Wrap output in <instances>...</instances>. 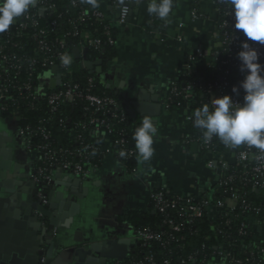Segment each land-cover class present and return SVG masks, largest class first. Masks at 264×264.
<instances>
[{
    "label": "crops",
    "instance_id": "crops-1",
    "mask_svg": "<svg viewBox=\"0 0 264 264\" xmlns=\"http://www.w3.org/2000/svg\"><path fill=\"white\" fill-rule=\"evenodd\" d=\"M192 1L177 0L167 20L149 15L150 0L139 1L134 4L128 22L119 25L116 20L118 6L112 0H97L95 8L116 30L115 55L104 59L89 52L87 59L104 61L102 74L95 75L120 99L132 137L144 116L153 120L157 136L152 158L142 162L137 156L136 170L130 171L114 154L112 139L91 130L93 144L98 146L103 161L90 178L82 184L77 177L62 170H56L51 176V204L55 207L57 226L48 236L52 239L65 234L71 241L77 238L74 245L86 249L96 247L88 257L93 264L106 260H110L108 263L125 262L137 256L140 249L129 215H153V196L157 190L169 188L173 195L183 199H216L220 174L208 167V157L197 141L202 130L187 119L188 114L206 104V96L195 89L188 93L185 105L170 108L166 102L170 85L181 78L186 58L199 51L207 54L213 47L212 1L202 2L200 8L206 19L197 22L191 16ZM83 3L94 8L87 0ZM156 20L165 27V33L150 30ZM180 23L184 24L183 28L179 27ZM77 50L80 59L74 55L75 60L84 67L85 49L79 47ZM126 104L132 111V104L139 105L142 113L132 116ZM13 121L0 113V137L15 158L23 157L29 175L34 165L36 167L37 158L28 150L24 137L17 136L19 132L16 133ZM71 138L75 139V134H71ZM134 145L133 140L135 148ZM224 157L231 164L236 162L233 150H228ZM21 181L23 179L16 180L17 185ZM76 205L79 212L71 216V209ZM47 240L45 237L40 247L44 253L50 248ZM262 241V235L255 237L254 247H259ZM208 264L226 262L216 259Z\"/></svg>",
    "mask_w": 264,
    "mask_h": 264
},
{
    "label": "built area",
    "instance_id": "built-area-1",
    "mask_svg": "<svg viewBox=\"0 0 264 264\" xmlns=\"http://www.w3.org/2000/svg\"><path fill=\"white\" fill-rule=\"evenodd\" d=\"M48 0H36V4L33 8L42 5L40 8L41 13L46 10L54 11V6H47ZM115 5L119 8V13L117 15V23L119 25H125L128 22L130 14L132 13L131 0H112ZM204 0H193L191 16L194 22L202 21L206 19V15L201 10V4ZM214 18L213 24L215 27V32L213 34V47L211 51L205 54L203 51H199L195 55H189L186 58L184 66L182 68L183 77H187L195 73L196 65H206L211 66L218 63L217 71H221L222 68H232L236 73V85L233 86L226 79H222L221 84L208 85L203 92L197 86L188 84L185 86L184 93H180L176 87V84L180 81H176L170 85L168 95L166 98L167 106L172 108L174 100L181 98L184 105L188 98V93L192 90H199L202 92L207 99L206 104L209 105L210 110L212 107V100L216 98H221L225 95L231 97L233 103L242 105L244 100V91L240 88L241 82L246 76V72H241V62L239 61L237 54L241 51L240 44L244 41L245 37L242 32L234 30L233 24L234 20L230 15V8L228 5L224 4L222 0H211ZM177 0H173V8L176 5ZM92 11V17L98 20H104L102 14L97 8H89ZM87 18L82 16L80 21L85 22ZM39 29L40 22L35 19L29 13H26L22 18L15 19L13 25L3 33H0V111L3 115L8 114L10 109L14 105H18L21 101H24L28 106V111L41 112L44 109L39 106V102L43 101L48 107L50 113L58 114L60 110L66 105H76L82 103L85 105V110L91 112V117L89 123L86 125L87 129L95 130L104 133L112 139V144L114 146V154L122 162L123 159L131 160L137 156L136 150H126V146L129 143L128 134L120 133L116 130V126L128 122L127 113L124 111L122 106L118 101L112 97L99 96L93 92L94 80L89 79L87 85L82 86L80 84H72L65 81L68 75L71 74L70 67H65L61 60V54H68L69 47L67 38L72 36H77V32L68 33L66 35L60 34L61 24L58 21H53L51 23V30L49 32L40 29L33 38L37 41L38 47L34 49L33 56L31 58L17 57L14 55L16 49H24L19 44L14 43V37L17 35L22 36V32L28 30L29 28ZM180 28L184 27L183 23H180ZM75 29V28H74ZM49 35H55L56 38L51 43L48 41ZM107 42L109 45L114 46L115 41L112 39L109 33H107ZM179 40L182 42L183 38L180 37ZM252 46L256 48L259 53V62L264 65V45H260L258 42H251ZM80 47L93 51L102 50V41L100 39H93L86 35L84 39L80 42ZM79 48V47H78ZM77 50V48L75 49ZM74 50V51H75ZM42 68L45 71H50L49 73L44 72L42 75L41 82L38 84L34 81V71L36 69ZM59 67L57 73H53V69ZM60 75L62 84L59 87L50 88L51 81L55 80L57 76ZM236 88L237 91L234 92L233 89ZM40 93V94H39ZM41 104V103H40ZM193 114H188V121L193 122L190 119ZM13 119L18 124V130L22 137H24L28 150L36 155L37 158V177L42 180H51V176L54 170H62L64 172L70 173L82 180L87 181L92 171L96 166H91L87 168L86 164L83 163L88 160L82 151L76 150L73 152H65V150H56L51 148L52 134L47 127H38L33 129L32 127H23L21 121L23 117L18 114L11 113L7 116ZM117 132V138H115V133ZM75 139L81 141L82 138L77 136L76 132ZM38 141L41 142L39 145V151H31L33 145ZM200 143L202 151H206V156L208 157V167L216 170L220 174V180L218 188L221 189L225 187L227 182H233L236 176L233 175L232 170L234 167H242L246 174H251L256 180L254 186L259 187L264 190V158L257 159V156L261 155L258 149L254 147H249L247 145L238 146L234 149L228 148V150H233L236 154V162L231 164L228 162L224 154L216 153L212 149V140L210 142H205L203 139V134L197 139ZM87 150H99L97 145L88 146ZM125 151L126 155L121 157L119 151ZM76 155L80 158L79 161H73L72 156ZM42 163V165H41ZM128 168V167H127ZM134 168L131 171H135ZM225 174H231L227 180L223 181V176ZM160 193H155L153 200L155 202L154 211L164 214L168 209L175 208L180 205L184 210L187 218L198 219L206 215L212 222L220 219L222 216L229 215L228 211L235 216L233 211L236 209L238 203V197L234 196L229 200L224 201H210L204 197H197L192 199H183L177 197V199L168 200L166 195H173L169 188H161ZM194 201H202L201 203L195 204ZM252 222L254 223V229L258 230L263 241L258 248V252L252 251L250 253V259L253 261L257 260L260 263L264 262V225H261L259 221H256L252 217ZM165 225L172 234H180L184 229V224L176 223L173 219L166 220ZM242 235H246V232L242 231ZM135 237L137 242L147 245L151 242H161L163 240L161 234L153 233L150 229H139L135 231ZM224 252H221L218 259L221 260H232V255L227 253L225 246L222 247ZM192 259V258H191ZM190 259V260H191ZM249 259V261H250ZM179 264H189V262L179 259ZM108 264H172L170 260L157 261L153 254H149L142 259L134 260L130 262H113ZM178 264V263H177ZM202 264H205L202 262ZM236 264H242L241 261H236Z\"/></svg>",
    "mask_w": 264,
    "mask_h": 264
},
{
    "label": "trees",
    "instance_id": "trees-1",
    "mask_svg": "<svg viewBox=\"0 0 264 264\" xmlns=\"http://www.w3.org/2000/svg\"><path fill=\"white\" fill-rule=\"evenodd\" d=\"M139 1L143 0H131V7L133 8V4ZM222 1L227 5L225 0ZM50 5L55 8L53 12L46 10L41 13L40 8L42 5L35 8L30 7L26 12L40 22V27L39 29L31 27L22 32V36L17 35L14 37L13 42L24 47V49H16L14 55L17 57L25 56V58H31L34 49L38 47V43L33 38V35L40 29L49 32L51 30V23L53 21H58V23L61 24L60 34L78 33L75 37L72 35L67 38L69 47L68 55L72 57V63L69 66L71 74L67 76L65 81L85 86L89 79H93V92L95 94L112 97L122 106L120 99L110 90L106 89L99 76L95 74L91 75L74 57V50L80 47V42L88 35L93 39H100L102 41L101 51H90L93 56L103 57L104 59L113 58L115 55V45H109L107 42V33H109L115 41L116 30L104 20H98L92 17V11L83 3V0H48L47 6ZM82 16L87 18L85 22L80 21ZM150 30L160 33H165L166 31L159 20H156L154 24L151 25ZM55 38V35H49L48 41L52 43ZM217 68L218 63L211 66L196 65L195 73L183 77L176 84L178 91L184 93L185 86L192 84L203 92V89L208 85L221 84L223 82L222 79H226V81H229L233 86L236 85V73L234 69L222 68L221 71L218 72ZM44 72L49 73L50 71H45L41 67L36 69L33 74L34 81L39 84L41 80H43L42 75ZM181 105H184V103L181 98H178L174 100L172 108ZM39 106L44 110L41 112L28 111L26 103L21 101L18 105H14L5 116H10L11 113H15L23 117L21 121L23 127L30 126L33 129L44 126L47 127L52 134L51 148L58 151L62 149L68 153L76 150L82 151L84 156L88 159L83 162L86 164L87 168L91 166L98 167L102 164L103 155L100 153V150L86 149L88 146L94 145V140L90 135L91 129L89 130L86 127L89 123L91 112L85 110V105L82 103L66 105L58 114L50 113L43 101L39 102ZM116 130L119 131V134L125 132L128 134L127 139L129 143L125 149H135L132 146L133 138L130 132L129 120L126 123L117 125ZM73 131L77 133V136L82 138L81 141L71 138ZM115 138H117V132L115 133ZM40 144L41 142L38 141L33 145L31 151H39ZM211 146L212 149L219 154L228 151V148L217 137H213ZM240 146L244 145L242 144ZM203 152L206 155V151ZM72 158L75 162L80 160L76 155L72 156ZM122 163L131 171L137 166V156L131 160L123 159ZM232 172V174L236 176V179L233 182H227L225 187L218 189L214 202L229 200L237 196L238 203L236 209L233 211L235 216H232V213L228 211L229 215L222 216L215 222H212L206 215L198 219H191L186 217L180 205L168 209L164 214L156 211H154L153 215L150 214L145 216L130 214L129 218L135 225V231L139 229H150L153 233L161 234L163 240L161 242H151L147 245L138 242L140 250L137 256L125 262L139 260L149 254H153L156 260L160 262L170 260L172 264H177V261L182 259L189 262V264H202V262L208 264L218 259L219 254L224 252L222 247L225 246V251L232 255V260H226V264H236V261H241L242 264H264L263 261L262 263L257 260L252 262L250 259V253L252 251L257 253L260 247H254V238L260 236L261 233L254 229V223L251 219L253 217L256 221H259L261 225H264V190L254 186L256 179L251 174H246L242 167H234ZM230 175L231 174H225L223 176V181L227 180ZM160 191L161 190H157L155 193H160ZM177 197L176 195H166V199L168 200L177 199ZM201 202L202 201H194L195 204ZM154 207L155 202L153 201V209ZM171 219L176 223L184 224L182 233L172 234L169 232L168 227L165 225V221ZM242 231L246 232V235H242Z\"/></svg>",
    "mask_w": 264,
    "mask_h": 264
},
{
    "label": "clouds",
    "instance_id": "clouds-1",
    "mask_svg": "<svg viewBox=\"0 0 264 264\" xmlns=\"http://www.w3.org/2000/svg\"><path fill=\"white\" fill-rule=\"evenodd\" d=\"M92 7H98L97 0H87ZM234 20L233 29L242 32L245 37L240 44L237 57L241 62L240 71L246 72L240 84L243 89L242 105L233 103L225 95L212 100L193 112L194 127L202 130L205 142L217 137L226 147L236 148L247 145L258 149L264 158V65L259 62V53L251 42L264 45V0H225ZM36 0H0V33L6 32L15 19L23 16ZM173 9V0H150L147 11L161 20H167ZM60 60L65 67L72 63V57L61 54ZM237 91L236 88L233 89ZM157 127L149 116L142 118V123L133 134L135 149L142 162L149 161L154 155V138ZM124 157L125 151H119Z\"/></svg>",
    "mask_w": 264,
    "mask_h": 264
},
{
    "label": "water",
    "instance_id": "water-1",
    "mask_svg": "<svg viewBox=\"0 0 264 264\" xmlns=\"http://www.w3.org/2000/svg\"><path fill=\"white\" fill-rule=\"evenodd\" d=\"M130 16H132V13ZM88 53L89 51L85 50L83 55L84 68L91 75L102 74L104 61L102 59L90 61L87 59ZM79 54V50L74 51L77 59H80ZM58 71L59 67L53 69V73ZM61 84V77L58 75L55 80L51 81L50 88L59 87ZM128 106L126 104V109L132 116H135L136 113H142L139 105L132 104L134 111L130 110ZM3 142L5 140L0 137V180H6L4 184L0 183V264H41L43 257H46L44 264H93L88 257L96 247L86 249L74 245L77 238L75 237L72 242L69 236L65 234L52 239L48 236V233L57 226V218L54 215L55 207L51 204V193L46 195L49 204L44 205L36 196L39 187L31 182L29 184L18 183L17 189L19 191L14 195V190L10 189L14 184L12 185L7 180L6 172L10 168V163L6 162L9 154L3 151L6 148ZM10 151L9 149L8 152ZM77 181L83 184V181L78 178ZM2 187L6 189L4 193H8L7 195L13 194L15 200L9 201L7 196H3L4 193H1ZM30 187H33L34 190L32 191ZM22 208L25 210L22 211ZM78 212L79 207L77 205L73 206L71 216ZM40 216L48 222L47 225L42 226ZM45 237L48 238L47 242L50 245L47 253L40 251ZM108 261L110 260L102 261L100 264H108ZM177 263L179 264L180 260Z\"/></svg>",
    "mask_w": 264,
    "mask_h": 264
},
{
    "label": "flooded vegetation",
    "instance_id": "flooded-vegetation-1",
    "mask_svg": "<svg viewBox=\"0 0 264 264\" xmlns=\"http://www.w3.org/2000/svg\"><path fill=\"white\" fill-rule=\"evenodd\" d=\"M13 123H14V126H15L16 133L19 132V130H18V124L15 121H13ZM17 136H19L20 138H22L21 135H19V133H18ZM3 151L6 152L7 154H9V158L6 159V162L10 163V168L8 169V171L6 173H7V180L9 182H11L12 185L14 184V186H12L10 188L11 190L12 189L14 190V195L16 193H18V191H19L17 189L18 188L17 187L18 185L16 183V180H22L23 179V181H21L20 184H24V183L29 184L31 182L32 183H35L37 185V187H39V192L36 195L37 198H38V200L41 201L44 205L49 204V199H48V197H46V195H48V194L51 193L50 186L52 184V180H50V181H48V180H42L40 177H37V174H36L37 168L35 167V165H34L33 173L27 175V173H26V166H24V163H23V157L21 155H18V157L15 158L14 157L15 155L12 152V150L10 152H8L9 149H7V148H5ZM11 157H12V160H11ZM14 158H15V160H14ZM36 166H37V164H36ZM4 182H6V180H4V181H1L0 180V183L4 184ZM30 189L32 191L34 190L33 187H30ZM1 191H2L1 193L3 194L4 191H6V189L2 187L1 188ZM7 194L8 193H4L3 196H7V199L9 201L15 200V197H14L13 194L12 195L11 194L10 195H7ZM24 210L25 209L22 208V211H24ZM40 217L42 218V216H40ZM47 223L48 222L45 221V220H43V218H42V226L47 225ZM45 261H46V258L43 257V259L41 261V264H44Z\"/></svg>",
    "mask_w": 264,
    "mask_h": 264
}]
</instances>
